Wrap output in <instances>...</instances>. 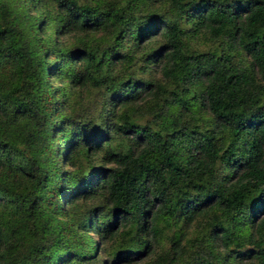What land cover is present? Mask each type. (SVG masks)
<instances>
[{"label":"trees","instance_id":"16d2710c","mask_svg":"<svg viewBox=\"0 0 264 264\" xmlns=\"http://www.w3.org/2000/svg\"><path fill=\"white\" fill-rule=\"evenodd\" d=\"M221 252L264 264V0H0V264Z\"/></svg>","mask_w":264,"mask_h":264},{"label":"rangeland","instance_id":"374dc122","mask_svg":"<svg viewBox=\"0 0 264 264\" xmlns=\"http://www.w3.org/2000/svg\"><path fill=\"white\" fill-rule=\"evenodd\" d=\"M79 1H88V0H79ZM242 11L244 10V6L241 7ZM165 7L161 4H154L151 7V11H153L155 14L157 13H163ZM145 12L142 11H135L134 15L137 17H141L142 22L146 20V15H143ZM180 24L183 28H187L189 26V21L186 18H182L180 21ZM128 36H126L125 38H127ZM147 45L145 46V48H151L153 49V51L159 49L160 45H161V40L160 38L154 34L149 35L147 38ZM145 40V41H146ZM144 41V42H145ZM189 42L197 49L203 50L206 49L208 47H210L212 44L211 41L208 39V37L204 34H201L199 36H196L195 38L189 40ZM131 43L130 39L128 40V45ZM135 47V46H133ZM139 47V46H138ZM140 48V47H139ZM140 53L137 52V56H139ZM236 57L240 58V60H242L244 63L248 62V56L243 54V53H238L236 54ZM139 58V57H138ZM134 62V63H133ZM133 64V65H132ZM143 64V62H141L140 60H138L137 62L132 61L131 63V69L133 68V72L130 73V75L132 74L134 77L136 78H140V79H146V78H150V77H157L159 78V69H158V63L156 61L153 62H147V65L149 66L147 68L146 71H141L139 69V66H141ZM52 86L54 88L57 87V83L56 81H52ZM138 91H136L135 93L137 94ZM138 93H142V92H138ZM140 95V94H139ZM135 98V105L138 103V97ZM86 96L89 99H85L88 102L93 103V105H95L96 107L99 106V103L97 101V98L99 97L98 94H96L95 91H89L86 93ZM200 115L205 116V112H204V108L200 107ZM95 110V108H94ZM180 110V108H179ZM102 166H104V168H108L112 166V162H105ZM261 214V212L257 213L256 218L259 217V215ZM255 219V218H254ZM194 224H191L190 226H188V229L185 232L184 237L182 238V241H189L191 239V237H193L197 232L195 231V229L193 228ZM233 231H235L236 234H246L249 231V224L248 222L245 220V217L243 219H240L237 223L234 224L233 227ZM163 246H167V241L164 239L163 240ZM101 257H104L103 255H101ZM224 257V258H223ZM147 261V255H141L139 259L133 260L131 262V264H145ZM239 262V259L235 256V255H231L226 257L225 252H221L217 258L215 260H213L212 264H237ZM123 264V263H122Z\"/></svg>","mask_w":264,"mask_h":264}]
</instances>
